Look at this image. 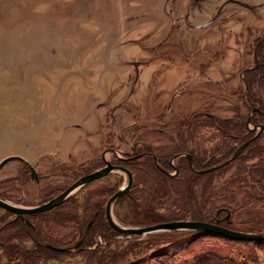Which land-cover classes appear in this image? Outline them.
<instances>
[{"label":"rangeland","instance_id":"1","mask_svg":"<svg viewBox=\"0 0 264 264\" xmlns=\"http://www.w3.org/2000/svg\"><path fill=\"white\" fill-rule=\"evenodd\" d=\"M263 50L264 0H0V163L13 158L0 169V199L44 205L108 161L133 176L111 208L120 227L138 228L149 209L164 223L225 216L226 228L264 233V137L258 151L238 152L253 99L264 106V74L253 82L245 73L263 68ZM128 182L114 169L25 215L38 233L25 234L29 224L6 210L0 264L23 263L6 248L34 249L30 235L71 245L39 264H89L87 251L108 246L144 248L129 264H264V241L189 230L129 236L109 224L77 253L81 233L69 241L63 216L77 211L84 226L92 193Z\"/></svg>","mask_w":264,"mask_h":264},{"label":"trees","instance_id":"2","mask_svg":"<svg viewBox=\"0 0 264 264\" xmlns=\"http://www.w3.org/2000/svg\"><path fill=\"white\" fill-rule=\"evenodd\" d=\"M259 44V43H258ZM258 49V48H257ZM262 53V54H261ZM260 53V57L262 58L263 60V65H262V69H264V50ZM259 68H261V65L259 63L256 64V67L254 69H251V70H247L245 73H252V76H251V81L253 82H256L257 80V76L258 75H263L264 72L263 70H258ZM243 81L245 82L248 90L250 87L249 85V80L245 77L243 78ZM249 101L252 102V100L250 99ZM253 102L257 105L256 107L258 108V110L256 112H254V117H259V118H264V106H261V103L262 101H259V100H256V99H253ZM251 106V105H250ZM252 109V107H251ZM253 110V109H252ZM252 121H254V123H260L259 121H257L256 118H253ZM263 122V121H262ZM244 130L247 131L246 127H245V124H244ZM255 147L257 144H254ZM251 146V147H254ZM259 146H257V151L259 150L258 148ZM254 153L256 152V150H252ZM127 164V162H126ZM261 174H264V171L261 170ZM115 189V188H114ZM113 189L110 190V193L107 192V191H103L101 194L100 192H98L99 194V199H94V196H98L95 195L96 193H92L93 195V198H90L88 201V209L87 211H89V213L87 212V216H86V222L84 223V226L83 224L79 221V218L78 216H75L76 214H78V212L76 211V213H74V215L70 216V215H65L63 216L64 218V222H67L69 223V225H71L70 228V231H71V234H69V241L73 239H75L76 237H78V233H81V237L78 238L77 240L80 241V242H77L75 241V246L77 244L80 243L81 247L83 249H79L77 251V253L79 252H82V251H86L85 248L86 247H91L92 244H93V239L100 235V234H106V232L104 231L107 227V224H109L108 220H107V217H106V211H101V205L102 203H104L105 205H107V201L108 199H110L113 194L115 193L114 191H112ZM106 194V195H105ZM103 197V198H102ZM0 211L4 214H1L0 213V234L5 230L7 229L11 224V220L9 221L8 218H9V215L10 213L8 214V212L4 209H0ZM89 215L92 216L89 218ZM137 225L135 227H138V228H145V227H150V226H155L157 224H160V223H164V222H161L160 219L156 218L151 212H149V209L148 210H145V211H140L138 213V216H137ZM159 220V221H157ZM90 222H92V226H89ZM81 223V224H80ZM110 226V225H109ZM111 227V226H110ZM112 228V227H111ZM38 230L39 228H37V225L36 227L33 228V226H26L24 227V229L22 230L25 234L28 233V231H31L32 233L35 232V233H38ZM107 231V230H106ZM207 233V232H205ZM252 233H256V232H252ZM180 236L183 235V234H179ZM218 238H222L224 236H220L218 234H216ZM31 238L33 240H35V248L34 249H31V250H25L23 248H21L20 246H8L6 249H7V253H9V255H11V257L14 259L15 257L17 259L19 258H23L24 259V262H19L20 264H39L41 263L43 260H50V259H56L58 256H61V255H65V254H69L70 252H59V251H56L52 248H50L49 246H52V247H57L59 248V245L52 240V238L48 237L46 239V241H44V245H43V241L39 240L40 237L42 236H32L30 235ZM182 241V239H180ZM179 241V242H181ZM2 241H0V244H1ZM6 242H10L9 240H6ZM236 243H242V242H237L235 241ZM245 243V242H243ZM247 243V242H246ZM245 243V244H246ZM72 244V245H73ZM173 244V243H172ZM79 245V246H80ZM180 244H176L174 247L176 246H179ZM70 247L71 245L70 244H64L63 246H60V248H66V247ZM78 246V247H79ZM111 246H108L107 248L105 249H100V247L97 248V250L95 251H87V261L89 264H120V263H126V259L128 257V254L129 253H135L136 255V251L134 252V249L136 250L137 248L136 247H133V248H126L123 250V252L121 251V253H117L115 251H111L110 250ZM109 249V250H108ZM144 248H139L138 251H142ZM127 250V251H126ZM14 256V257H13ZM15 262V261H14ZM130 261H128L126 264H129Z\"/></svg>","mask_w":264,"mask_h":264},{"label":"water","instance_id":"3","mask_svg":"<svg viewBox=\"0 0 264 264\" xmlns=\"http://www.w3.org/2000/svg\"><path fill=\"white\" fill-rule=\"evenodd\" d=\"M242 149V148H241ZM13 158H7L3 162L0 163V169L9 161H11ZM118 169L126 172L129 177V182L126 187L123 189L119 190L116 194H114L110 199L107 201L106 205V217L109 222V225L115 229L116 231L125 234V235H144L148 233H155L158 231H168V230H189V231H202V232H209V233H214L218 234L220 236L227 237L231 240L235 241H241V242H262L264 241V233L262 234H254V233H242V232H237L235 230L226 228L224 226H221L219 224L215 223H210V222H204V221H175V222H167V223H160L155 226H150V227H145V228H123L118 226L113 220L112 213H111V208L113 203L120 199L123 195L129 192L130 188L132 187L133 184V176L131 172L122 167V166H116L113 165L111 162L106 161V166L100 170H97L93 173H90L76 182H74L70 187H68L65 191H63L58 197L54 198L52 201L45 203L44 205L34 207V208H23L19 207L13 204H9L6 201H3L0 199V208H3L9 212L14 213L15 215L19 217H24L25 215H35V214H40L46 211H49L61 204H63L75 191L80 189L81 187L102 179L106 175H108L112 170ZM34 175L35 170L33 169ZM92 222H90L89 226L91 225ZM80 245L77 244L76 247ZM50 248L59 251V252H67V248H57V247H52L49 246Z\"/></svg>","mask_w":264,"mask_h":264},{"label":"flooded vegetation","instance_id":"4","mask_svg":"<svg viewBox=\"0 0 264 264\" xmlns=\"http://www.w3.org/2000/svg\"><path fill=\"white\" fill-rule=\"evenodd\" d=\"M257 110H258V108H255L254 110H252L253 111V114ZM252 119H253V115L252 116H249L246 119L249 122L247 124L245 123V127H247V131L243 135H241L240 137L238 136V140L241 142V144L239 146V149H238V152L240 151V154L239 155H241L248 148H250L251 146H253L254 143H259V141H261L263 139V137H264V124H262L261 122L260 123H254V121H252ZM251 122L253 123V127L252 128L249 126V124H251ZM102 168H104V167H102ZM19 218L20 219H23L25 222H27V224H29V226H32V223H30L28 220H26L25 217H19ZM226 219L227 218L225 216L221 220L220 219H217L216 222H215V224H219V225L223 226L222 223ZM210 223H212V222H210Z\"/></svg>","mask_w":264,"mask_h":264}]
</instances>
